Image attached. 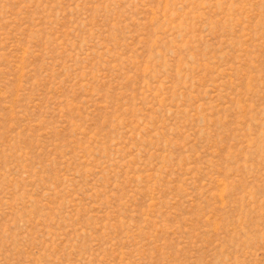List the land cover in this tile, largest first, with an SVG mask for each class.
<instances>
[{
	"label": "rangeland",
	"instance_id": "rangeland-1",
	"mask_svg": "<svg viewBox=\"0 0 264 264\" xmlns=\"http://www.w3.org/2000/svg\"><path fill=\"white\" fill-rule=\"evenodd\" d=\"M0 264H264V0H0Z\"/></svg>",
	"mask_w": 264,
	"mask_h": 264
}]
</instances>
